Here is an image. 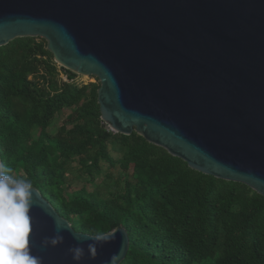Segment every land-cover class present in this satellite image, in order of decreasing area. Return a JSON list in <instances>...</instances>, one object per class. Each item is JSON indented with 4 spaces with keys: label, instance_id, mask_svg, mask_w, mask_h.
Returning a JSON list of instances; mask_svg holds the SVG:
<instances>
[{
    "label": "water",
    "instance_id": "obj_1",
    "mask_svg": "<svg viewBox=\"0 0 264 264\" xmlns=\"http://www.w3.org/2000/svg\"><path fill=\"white\" fill-rule=\"evenodd\" d=\"M40 37L61 67L99 80L100 119L132 132L196 171L242 183L264 196V0H0V46ZM1 162V160H0ZM33 255L42 264L126 256L118 226L108 242L74 231L33 188ZM64 242L41 247L56 234Z\"/></svg>",
    "mask_w": 264,
    "mask_h": 264
},
{
    "label": "trees",
    "instance_id": "obj_2",
    "mask_svg": "<svg viewBox=\"0 0 264 264\" xmlns=\"http://www.w3.org/2000/svg\"><path fill=\"white\" fill-rule=\"evenodd\" d=\"M52 58L40 37L0 46V160L12 175L31 182L74 231L123 226L120 264H264V196L191 169L135 132L110 131L99 83H57ZM62 109L70 112L54 128Z\"/></svg>",
    "mask_w": 264,
    "mask_h": 264
},
{
    "label": "clouds",
    "instance_id": "obj_3",
    "mask_svg": "<svg viewBox=\"0 0 264 264\" xmlns=\"http://www.w3.org/2000/svg\"><path fill=\"white\" fill-rule=\"evenodd\" d=\"M33 196L32 183L12 175V170L0 162V264H42V258L31 251ZM55 227L56 234L45 238L41 247H55L64 242L59 234L64 227L59 223ZM91 239L93 242L87 245V253L94 258L97 245L108 242L110 236L98 234ZM80 243L68 248V254L76 264L85 257V249L79 246ZM120 260L118 252L110 257L108 264H119Z\"/></svg>",
    "mask_w": 264,
    "mask_h": 264
},
{
    "label": "rangeland",
    "instance_id": "obj_4",
    "mask_svg": "<svg viewBox=\"0 0 264 264\" xmlns=\"http://www.w3.org/2000/svg\"><path fill=\"white\" fill-rule=\"evenodd\" d=\"M52 61L54 62L55 66L57 68V75H56L57 83L66 82L64 80V78L66 79V77H65L64 72L61 70V66L58 63H56L53 58H52ZM70 81L71 82H75V83H79V85H83V82H84V85L87 84V83H90V82L91 83H99V80L96 77H94V76L93 77L92 76L91 77H88L87 80H82L81 77H79L77 74H75L74 75V78L72 80H70ZM42 87L45 88L46 87V83H43ZM69 112H70L69 109H62L58 114H56L53 127L56 128V127L60 126L63 123V120L65 119L66 115ZM105 125H106L107 129H109L108 125L107 124H105ZM111 154L113 155L114 158L119 157V154L118 153H113L112 152ZM75 164H76V162L74 161L72 163V165L75 166ZM103 167H104V172H106L105 165H103ZM111 170L113 172V175L114 176H117V174H118V168H112ZM102 178H103V174L97 175L94 183H96V185H99ZM67 179H69V180L72 179L73 180V178L71 176H67ZM76 184H80V183L79 182H76ZM95 186L92 183L91 184L88 183L87 184V189L88 190H92Z\"/></svg>",
    "mask_w": 264,
    "mask_h": 264
},
{
    "label": "bare ground",
    "instance_id": "obj_5",
    "mask_svg": "<svg viewBox=\"0 0 264 264\" xmlns=\"http://www.w3.org/2000/svg\"><path fill=\"white\" fill-rule=\"evenodd\" d=\"M78 75H80V74H78ZM81 76H84V75H81ZM85 76H93V75L88 74V75H85Z\"/></svg>",
    "mask_w": 264,
    "mask_h": 264
},
{
    "label": "built area",
    "instance_id": "obj_6",
    "mask_svg": "<svg viewBox=\"0 0 264 264\" xmlns=\"http://www.w3.org/2000/svg\"><path fill=\"white\" fill-rule=\"evenodd\" d=\"M64 80H65L66 82H71V81H69L67 78H66V79L64 78Z\"/></svg>",
    "mask_w": 264,
    "mask_h": 264
}]
</instances>
